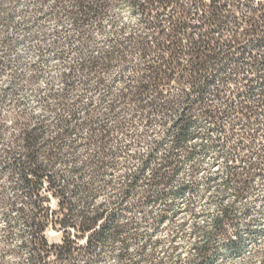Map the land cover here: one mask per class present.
Returning a JSON list of instances; mask_svg holds the SVG:
<instances>
[{
	"label": "trees",
	"instance_id": "16d2710c",
	"mask_svg": "<svg viewBox=\"0 0 264 264\" xmlns=\"http://www.w3.org/2000/svg\"><path fill=\"white\" fill-rule=\"evenodd\" d=\"M114 1L134 25L108 29L109 0H73L83 24L80 63L51 95L53 120L20 109L18 132L1 154L6 231L22 224L31 264H78L79 256L94 264L109 239L125 245L122 232L137 225L132 213L165 196L160 186L199 152H220L238 196L264 177V0ZM195 187L182 182L171 192ZM231 224L228 209L214 219L216 228ZM48 227L62 233L59 243L48 241ZM197 250L201 264L206 245Z\"/></svg>",
	"mask_w": 264,
	"mask_h": 264
},
{
	"label": "rangeland",
	"instance_id": "374dc122",
	"mask_svg": "<svg viewBox=\"0 0 264 264\" xmlns=\"http://www.w3.org/2000/svg\"><path fill=\"white\" fill-rule=\"evenodd\" d=\"M109 6L103 18L107 28L111 22L136 23L124 4L109 0ZM76 8L73 0H0V189L9 182L1 154L12 146L18 132L13 123L16 115L23 109V115L34 120L52 121L51 95L64 86L68 68L80 63L83 24ZM77 78L71 92L74 99L80 97V73ZM153 129L159 131L158 125ZM191 142L198 148L202 141ZM224 175V161L217 149L199 152L195 162L185 159L174 179L160 186L167 190L166 195L145 202L132 213L137 225L122 232L125 245L109 239L97 250L94 264H195L200 245L207 248L201 264H264V177H255L238 196ZM193 180L195 189L171 192L178 183ZM223 209L229 210L233 224L216 228L214 219L222 216ZM255 228L260 231L255 233ZM23 230L16 223L7 233L0 205V264H31L21 247ZM45 235L52 243H59L62 237L51 227ZM229 238L245 244L233 249ZM77 261L83 263V257Z\"/></svg>",
	"mask_w": 264,
	"mask_h": 264
}]
</instances>
